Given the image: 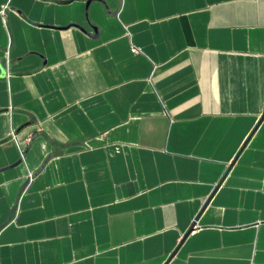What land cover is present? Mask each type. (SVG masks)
Segmentation results:
<instances>
[{
  "label": "crops",
  "instance_id": "1",
  "mask_svg": "<svg viewBox=\"0 0 264 264\" xmlns=\"http://www.w3.org/2000/svg\"><path fill=\"white\" fill-rule=\"evenodd\" d=\"M0 264H264V0H0Z\"/></svg>",
  "mask_w": 264,
  "mask_h": 264
},
{
  "label": "built area",
  "instance_id": "2",
  "mask_svg": "<svg viewBox=\"0 0 264 264\" xmlns=\"http://www.w3.org/2000/svg\"><path fill=\"white\" fill-rule=\"evenodd\" d=\"M131 51L135 53V50L132 49Z\"/></svg>",
  "mask_w": 264,
  "mask_h": 264
},
{
  "label": "water",
  "instance_id": "3",
  "mask_svg": "<svg viewBox=\"0 0 264 264\" xmlns=\"http://www.w3.org/2000/svg\"><path fill=\"white\" fill-rule=\"evenodd\" d=\"M88 3V2H87Z\"/></svg>",
  "mask_w": 264,
  "mask_h": 264
}]
</instances>
